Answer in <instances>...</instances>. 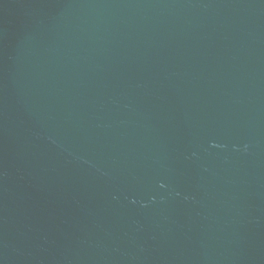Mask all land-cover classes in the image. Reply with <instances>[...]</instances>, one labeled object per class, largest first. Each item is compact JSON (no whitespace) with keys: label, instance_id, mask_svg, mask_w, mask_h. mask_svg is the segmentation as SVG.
<instances>
[{"label":"water","instance_id":"95a60500","mask_svg":"<svg viewBox=\"0 0 264 264\" xmlns=\"http://www.w3.org/2000/svg\"><path fill=\"white\" fill-rule=\"evenodd\" d=\"M0 264H264V0H0Z\"/></svg>","mask_w":264,"mask_h":264}]
</instances>
